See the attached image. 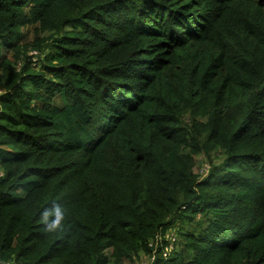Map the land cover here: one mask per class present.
I'll return each instance as SVG.
<instances>
[{
	"label": "trees",
	"instance_id": "obj_1",
	"mask_svg": "<svg viewBox=\"0 0 264 264\" xmlns=\"http://www.w3.org/2000/svg\"><path fill=\"white\" fill-rule=\"evenodd\" d=\"M140 255L264 264V0H0V261Z\"/></svg>",
	"mask_w": 264,
	"mask_h": 264
},
{
	"label": "rangeland",
	"instance_id": "obj_2",
	"mask_svg": "<svg viewBox=\"0 0 264 264\" xmlns=\"http://www.w3.org/2000/svg\"><path fill=\"white\" fill-rule=\"evenodd\" d=\"M30 36L28 35L27 38H29ZM32 53V52H30ZM199 161V167L194 169L195 171L197 170L198 173H203L204 172V169L206 167V163H205V160L203 158H200L198 159ZM168 247H170V245H168ZM165 250V248L163 249ZM106 252L109 253V250L106 249ZM152 261V259L147 256V255H140L138 258L134 259L133 260H125V262L123 264H141L143 262H146V264H150Z\"/></svg>",
	"mask_w": 264,
	"mask_h": 264
},
{
	"label": "built area",
	"instance_id": "obj_3",
	"mask_svg": "<svg viewBox=\"0 0 264 264\" xmlns=\"http://www.w3.org/2000/svg\"><path fill=\"white\" fill-rule=\"evenodd\" d=\"M32 53H35V51H32ZM171 238H172V236H171ZM172 241L173 240H171L166 246H165V250H163L164 252H163V254L171 247V245H172ZM168 245H170V247H168ZM165 255V254H164ZM150 258L153 260V258H154V256L152 255V256H150ZM0 264H3V263H1L0 262ZM7 264H12V263H7ZM141 264H146V262H143V263H141Z\"/></svg>",
	"mask_w": 264,
	"mask_h": 264
},
{
	"label": "water",
	"instance_id": "obj_4",
	"mask_svg": "<svg viewBox=\"0 0 264 264\" xmlns=\"http://www.w3.org/2000/svg\"><path fill=\"white\" fill-rule=\"evenodd\" d=\"M1 262V261H0ZM1 263H3V264H7V263H5V262H1Z\"/></svg>",
	"mask_w": 264,
	"mask_h": 264
}]
</instances>
